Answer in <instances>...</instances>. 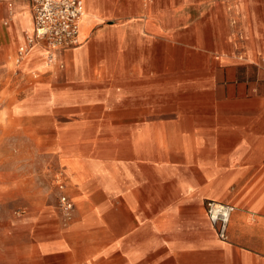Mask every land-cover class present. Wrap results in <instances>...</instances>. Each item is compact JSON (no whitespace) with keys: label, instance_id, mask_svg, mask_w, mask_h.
<instances>
[{"label":"crops","instance_id":"crops-1","mask_svg":"<svg viewBox=\"0 0 264 264\" xmlns=\"http://www.w3.org/2000/svg\"><path fill=\"white\" fill-rule=\"evenodd\" d=\"M9 2L15 43L33 12ZM83 4L46 81L90 129L61 157L85 264H264V0ZM41 48L21 67H44ZM209 200L235 207L225 240Z\"/></svg>","mask_w":264,"mask_h":264},{"label":"rangeland","instance_id":"rangeland-1","mask_svg":"<svg viewBox=\"0 0 264 264\" xmlns=\"http://www.w3.org/2000/svg\"><path fill=\"white\" fill-rule=\"evenodd\" d=\"M12 7L7 3V14H0V264H85V242L71 228L77 204L61 157L90 129L77 125V109L51 102L55 89L46 77L57 62L48 53H42L41 68L34 58L24 68L17 62L25 42L12 43L6 32ZM92 198L109 211L98 191ZM97 264H110L109 258Z\"/></svg>","mask_w":264,"mask_h":264},{"label":"built area","instance_id":"built-area-1","mask_svg":"<svg viewBox=\"0 0 264 264\" xmlns=\"http://www.w3.org/2000/svg\"><path fill=\"white\" fill-rule=\"evenodd\" d=\"M34 31L26 34L25 43L17 50V62H23L37 44L46 46L50 61H56L53 51L63 47H75L79 42L80 20L84 13L83 0H32ZM68 210L73 204L62 198ZM235 210L232 204L209 200L206 213L213 223L217 236L227 238L228 225Z\"/></svg>","mask_w":264,"mask_h":264},{"label":"bare ground","instance_id":"bare-ground-1","mask_svg":"<svg viewBox=\"0 0 264 264\" xmlns=\"http://www.w3.org/2000/svg\"><path fill=\"white\" fill-rule=\"evenodd\" d=\"M83 14H84V13H83ZM80 22H81V21H80ZM33 31H34V24H33V27H32L31 30H28V31L25 32V34H24V41H25V36H26V34H28L29 36H31V35L33 34ZM40 46H41L40 44L35 45V46L33 47V49L31 50V52L29 53V55L24 59V61L22 62V64H23V63L29 58V56L32 54L33 51H35L37 48H41ZM41 50H42L43 52H45V53H48V52H49L47 49H43V48H41ZM53 54H54V57H55V52H54V51H53Z\"/></svg>","mask_w":264,"mask_h":264}]
</instances>
